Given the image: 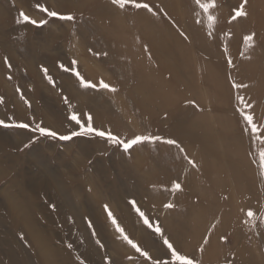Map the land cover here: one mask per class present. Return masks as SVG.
Segmentation results:
<instances>
[{"label":"rangeland","instance_id":"obj_1","mask_svg":"<svg viewBox=\"0 0 264 264\" xmlns=\"http://www.w3.org/2000/svg\"><path fill=\"white\" fill-rule=\"evenodd\" d=\"M136 2L153 12L111 0H39L74 17L65 21L41 13L37 0H0V120L66 135L78 130L67 97L97 129L173 139L184 150L145 141L125 152L94 135L61 141L0 126V264H152L118 238L108 211L152 258L170 259L130 200L197 264H264V144L241 115L264 137V0H214L212 29L194 0ZM241 4L246 15L233 20ZM21 11L47 22H18ZM73 60L86 80L116 91L80 87L60 67ZM248 209L255 215L245 223Z\"/></svg>","mask_w":264,"mask_h":264},{"label":"snow or ice","instance_id":"obj_2","mask_svg":"<svg viewBox=\"0 0 264 264\" xmlns=\"http://www.w3.org/2000/svg\"><path fill=\"white\" fill-rule=\"evenodd\" d=\"M112 4L124 8L127 4H131L136 9H146L149 12H153V9L149 6L147 3H138L136 0H111ZM194 3L196 6L202 10L204 13L208 23L207 27L208 29H212L215 21V17L212 16L209 12L210 9H213L215 7L214 0H207V2H202V0H194ZM246 3V0H245ZM36 8L39 9L41 13H46L47 17H57L60 20L65 21H72L74 19L71 15H61L60 13H57L55 11L49 10L47 7L39 3V0H37ZM244 4H241L239 9L235 10V14L232 16V19L235 20L237 17L245 16L246 12L243 10ZM155 14V13H153ZM199 15V13H197ZM18 22H27L31 23L33 25H44L47 21L44 19H41L39 21H36L34 19H31L28 15H26L23 11L19 13V20ZM197 23H200V21H197ZM181 35H184V33H181ZM254 33L251 35H248L244 38L245 44L248 46H252L250 42L253 41ZM187 38V37H185ZM91 51V50H90ZM106 55V54H105ZM4 63L11 68V64L9 63L8 59L5 57ZM229 64H231V61H229ZM77 61H72V67L66 68L63 64L60 65V67L64 71H71L72 74L78 79L80 83V87L82 88H92V89H106L109 91H116L115 88H113L111 85L106 83L103 79L99 81L98 84H93L91 81L86 80L79 71L76 70ZM41 70L44 72L45 79L49 82V84L54 85L53 78L48 74V70L46 68H41ZM12 77L9 76L8 79H11ZM234 87H247V85H239L234 84ZM19 91V89H17ZM23 98V97H22ZM64 103L69 105L70 111L67 119L69 121L74 122L76 126H78V130L71 131L70 133L66 135H61L60 133L42 126L41 123H36L34 126L29 125L27 123H15V124H6L3 120H0V126L4 127H18V128H24L29 129L32 132L38 133L40 137H49L52 139H59L61 141H68L71 140L73 137L78 136H97L102 139H105L107 142H109L112 145H118L120 146L123 151L127 152L129 149H131L134 145L141 144L145 141L147 142H155V141H161L163 143H166L170 146H175L177 149H179L181 152H183V148L179 145V143L173 139H164L160 136H150V135H136L131 139H121L120 137L113 135L110 131H104L97 129L93 126V117L89 113L83 114L86 116L87 120L86 123L82 122V116L80 113L71 110V105L69 104V100L67 97H64ZM237 100L243 103L242 97H237ZM25 103H28L27 100H25ZM246 107H251V105H246ZM241 115L243 116L244 121L246 122V131L248 128L251 130V136L252 139L255 141L257 139L260 140L262 144H264V137H261L259 135L260 128L254 123L253 117L251 115L246 114L245 112L241 111ZM34 142V141H33ZM27 147V145H25ZM186 160H188L187 156L184 157ZM188 163L191 164L193 167H195V164L193 161L188 160ZM259 164L262 172H264V149H262L259 152ZM181 189V186L177 182H173L171 186V191H179ZM129 203L131 204L132 208L135 210L137 215L139 216L140 220L143 222L145 226H147L148 229H151L153 233H155L160 239L162 240V244L164 248L166 249L165 255L169 256L170 259H162L160 257L152 258L147 251L142 250V248L134 242L132 239L129 238V236L126 234L125 230L120 226L117 219L113 217L112 213L108 211L107 205H105V210L108 211V218L111 224L114 226L115 231L119 234L118 238L122 239L124 242H126L128 245H130L133 249H135L136 252L140 253L141 256H143L146 260H152V264H197L192 258L181 254V252L177 249V247L170 241V239L164 234L162 228L158 224H153L150 221V218L145 215L143 211L137 206V203L135 200H130ZM165 208H171L173 205L171 203H167L164 205ZM255 213L253 210L248 209L245 213V223H247L248 220H250ZM91 227V223L89 224ZM222 241L226 240V237H221ZM99 243V241H97ZM209 243L208 237L204 238V245H207ZM204 250V247L201 246L200 251L202 252Z\"/></svg>","mask_w":264,"mask_h":264},{"label":"bare ground","instance_id":"obj_3","mask_svg":"<svg viewBox=\"0 0 264 264\" xmlns=\"http://www.w3.org/2000/svg\"><path fill=\"white\" fill-rule=\"evenodd\" d=\"M186 125H187V124H186ZM183 127H186V126L182 125V128H183ZM195 135H196V140L198 141V143L201 144L202 142H201V139H199V134L197 133V134H195ZM197 136H198V137H197ZM18 209H19V208H18ZM22 216H23V215H22ZM23 218H24V221H25V219H26L25 216H23ZM28 226H29V225H28ZM30 227H31V226H30ZM30 230L32 231V233H33V235H34V237H35V240H36L35 242L39 245V250H40V248L42 249V245H43V244H42V240H40V239L37 237V235H36V233H35V231H34V229H33L32 227L30 228ZM40 251H41V250H40ZM42 251H43V250H42ZM44 251H45V249H44ZM44 251H43V252H44ZM45 252H46V251H45ZM44 255H47V254L44 253ZM46 261H47V260H46ZM49 264H53V262H50Z\"/></svg>","mask_w":264,"mask_h":264}]
</instances>
